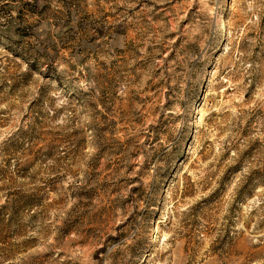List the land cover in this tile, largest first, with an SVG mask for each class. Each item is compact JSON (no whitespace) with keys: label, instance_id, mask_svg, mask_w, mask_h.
<instances>
[{"label":"rangeland","instance_id":"obj_1","mask_svg":"<svg viewBox=\"0 0 264 264\" xmlns=\"http://www.w3.org/2000/svg\"><path fill=\"white\" fill-rule=\"evenodd\" d=\"M0 264H264V0H0Z\"/></svg>","mask_w":264,"mask_h":264}]
</instances>
